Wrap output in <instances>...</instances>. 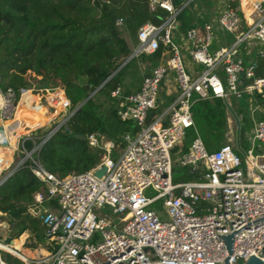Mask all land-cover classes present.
<instances>
[{
  "label": "built area",
  "instance_id": "built-area-1",
  "mask_svg": "<svg viewBox=\"0 0 264 264\" xmlns=\"http://www.w3.org/2000/svg\"><path fill=\"white\" fill-rule=\"evenodd\" d=\"M190 1L183 0L175 7L172 0H147L150 11L162 9L167 17L160 24L145 22L138 28L131 54L150 55L160 44L171 54L142 80L138 91L119 100L117 115L121 120H133L139 131L135 136H123L124 146L116 150L119 156L115 159L112 142L88 134L84 136L87 145L102 150L96 166L63 177L48 173L37 159L39 149L73 111L69 112L70 103L60 88H44L36 94L55 114L33 129L21 125L24 132L14 139L8 163L11 168L4 175L8 178L26 166L43 184L32 194L33 202L56 201L57 208L36 212L48 255L35 259V264H224L227 251L219 237L225 235L231 236L227 264H245L249 255L264 264V151L256 144H264V120L255 119L264 113V73L256 76L261 69L258 62L264 61V0L223 2L214 24L204 22L186 31L183 40L188 58L203 67L192 80L184 71L180 47L172 41L176 17ZM216 29L231 34L233 42L212 49ZM242 43H247L245 54H251L257 45L252 59L244 61L240 55ZM218 65L222 76L214 72ZM169 71L174 72L178 95L160 115L146 122L148 113L157 106L160 84ZM25 91L31 92L20 89L17 99L11 88L0 89L1 129L14 117ZM119 93L116 88L110 96L118 97ZM192 93L198 100L228 102L231 97H245L250 116L248 147L236 146L242 159L228 144L210 153L205 150L191 118ZM231 113L233 120L228 122L238 130L241 116ZM45 115L50 116L47 109ZM187 129L194 131V138L176 163L197 173L199 179L174 184L170 154L181 152L179 146ZM26 141L32 142L30 149ZM0 142L8 145L9 137L0 133ZM101 166L105 172L98 178L94 172ZM148 189L155 194L147 196ZM157 203L160 208L152 209ZM103 206L119 214L123 225L118 230L94 213ZM7 236H3L0 250L29 264L31 260L4 243ZM0 264L7 263L0 258Z\"/></svg>",
  "mask_w": 264,
  "mask_h": 264
},
{
  "label": "trees",
  "instance_id": "trees-1",
  "mask_svg": "<svg viewBox=\"0 0 264 264\" xmlns=\"http://www.w3.org/2000/svg\"><path fill=\"white\" fill-rule=\"evenodd\" d=\"M182 1L172 0L175 7ZM213 5V0H191L176 17L173 43L184 39L191 27L211 22ZM166 17L162 9L150 11L147 0H0V89L11 88L18 99L20 89L36 95L44 88H60L70 103L69 112L82 103L39 149L37 159L48 173L63 177L87 171L99 163L102 150L89 147L76 135L103 136L113 143L114 157L116 150L124 146L123 136L137 134L139 127L133 120H121L117 115L119 100L138 91L142 80L157 65L164 64L171 52L160 44L150 55L139 54L125 60L137 44L138 28L145 22L160 24ZM258 64L259 77L264 73V61ZM166 79L160 84L157 106L148 113L146 122L160 115L178 95V91L166 93ZM116 88L120 89L119 96L111 97ZM190 98L192 122L208 153L228 144V138L233 141V150L237 145L246 149L249 118L240 117L236 130L228 122L224 101L198 100L194 93ZM34 101L35 97L25 91L17 107L30 106ZM34 112L31 122L43 123L51 117L43 116V109L37 107ZM255 119L264 120V113ZM193 138L194 131L187 129L179 146L181 152ZM25 146L30 149L32 142L26 141ZM6 166L0 160V171ZM173 173L174 184L199 179L197 173L176 162L172 164ZM42 187L26 166L0 184V213L12 239L28 233L44 240V228L36 212L42 205L51 210L57 204L54 199L41 204L33 202L32 194ZM5 261L24 264L9 254Z\"/></svg>",
  "mask_w": 264,
  "mask_h": 264
},
{
  "label": "rangeland",
  "instance_id": "rangeland-1",
  "mask_svg": "<svg viewBox=\"0 0 264 264\" xmlns=\"http://www.w3.org/2000/svg\"><path fill=\"white\" fill-rule=\"evenodd\" d=\"M230 1H232V0H213L214 5H213V7L210 8V15L214 21L212 20L211 23L215 22V19L217 17V14H218L220 8L223 5V2L226 3V2H230ZM172 33L174 34V31ZM213 35H214V40H213V44H212V49H218L219 47L229 46L234 40L233 36L231 34L225 32V31L218 30V29L215 32H213ZM228 39L230 41L228 44H226ZM246 48H247V43H242L241 46L238 48L240 50V55L244 58V61H246V58L244 57V51ZM257 48H258L257 45H255L254 51L250 55V59H252L255 56ZM182 61H183V65H184V71L190 76L191 80L194 79L197 75H199L201 73L203 67L200 65H195V64L191 63L188 57H184L182 59ZM214 72L219 74L220 76H222L221 65H218L217 68L214 70ZM173 78H174V72L169 71L167 74L165 87L168 86L169 88H173L174 91H177V88H176V85L173 81ZM29 93H30V95H33L31 92H29ZM34 97H35L34 103H31L30 106H27V107L21 106L20 110H19L20 113H24V117L26 119H29L28 127L31 129L36 128V127H38L44 123V122L43 123H37L34 121L33 122L30 121V118L33 116V113H35L34 112L35 110L33 111L34 108L37 107V108L43 109V113H42L43 115H45L46 109H47V113H48L47 116L51 115V117H52L55 114V112H51V110L49 108H47V104H46L43 97L37 96V95H34ZM41 100H43V103H41ZM224 103L226 104V108H227L226 115H227V118L229 120H233L232 113L230 112L229 107L231 109H233L236 114L240 115L241 118L244 115V117L249 118V120H250L249 106L245 102H243L241 99L231 98V99H229L228 102L224 101ZM16 108H17V106H16ZM16 108H15L14 113L16 112ZM30 113L32 115H30ZM51 117H49V118H51ZM10 122L17 129L15 131V137H12L11 135L9 137V142L11 144V142H12L11 139H15L19 134H22L24 132V130L21 128V125L26 124V123L20 122L17 119L16 115L12 118V120ZM249 129H250V127H249ZM38 132H41V131H38ZM228 144L230 146L234 145L231 138H228ZM256 144L259 146L261 151H264V144L263 143H256ZM5 146H7L11 151L13 150V146H10L9 144L6 145V144H3L2 142H0V147H5ZM247 147H248V144H247L246 148ZM181 153L182 152H180V153L171 152L170 155H171V158L173 160V163L176 162V160L180 157ZM233 153L235 155H237L238 157H240L241 159L243 158V156L240 153H238L237 151L233 150ZM118 156H119V153H116L115 156L113 157V159H115ZM15 158H17V155L14 156V159ZM242 167H243V165H242ZM10 168H11V165H7L5 168H3L1 170L0 179L10 170ZM172 176L175 177L176 175L173 173ZM145 193L147 194V196H152L155 194V192L150 190V189L146 190ZM151 208L152 209L160 208L159 203H157L156 205H153ZM46 210H47V208L45 205H42L39 208V212H45ZM94 213L97 215V217L108 221L113 230H118L123 225L122 223L119 222V217H120L119 214L112 213L108 207L103 206L102 208L94 209ZM5 234H8V225L5 223L4 216L0 215V242L3 241V236ZM21 239H23L22 240V242H23L22 247H21V245L20 246L11 245L13 248L12 251L16 250L14 252L17 253V251H19V253H22V254H24V251H27V252L33 253L34 255L36 252L39 251L40 248L48 251V244L45 240L40 241V240H38V238L32 237L28 233L22 234V235L18 236L17 238H15V240H18V242ZM10 255L12 257H15L18 259V257H16L15 255H13V254H10ZM34 255L31 257L36 258V259L40 256V254L37 255L38 257H36ZM42 255H46V253L43 251ZM0 258L2 261L6 262L5 260L8 259V254L6 252L0 250ZM39 258H41V256ZM18 260H20V259H18ZM29 264H35V261L31 260L29 262Z\"/></svg>",
  "mask_w": 264,
  "mask_h": 264
},
{
  "label": "crops",
  "instance_id": "crops-1",
  "mask_svg": "<svg viewBox=\"0 0 264 264\" xmlns=\"http://www.w3.org/2000/svg\"><path fill=\"white\" fill-rule=\"evenodd\" d=\"M179 43V44H178ZM178 43H176V45H178L179 47H180V50H181V54H182V59L184 58V57H188V55H187V48H188V46H187V44L184 42V40H183V38H181L180 39V41L178 42ZM253 53V52H252ZM251 53V54H252ZM251 54H245L244 53V57L245 58H248V57H250V55ZM243 58V57H242ZM167 77V76H166ZM166 82V81H165ZM174 92H176V91H174L173 90V88H169L168 86L166 87V93L167 94H169V93H174ZM33 97H34V95H32ZM34 109H36V108H34ZM15 115H16V117H17V119H18V115H19V109L15 112ZM23 115H24V113H23ZM30 115H31V113H30ZM17 129L11 124V122H6L5 123V129H1V123H0V133H2V134H6L8 137H10V135L12 136V137H15V131H16ZM12 140V142L14 143V139H11ZM13 143H11L10 144V142H9V145L10 146H13ZM11 153H12V151L7 147V146H5V147H0V160L2 161V163H5V164H7L8 165V163L10 162V157H11ZM0 215H1V213H0ZM15 239H13V241H14ZM22 240L23 239H21V240H19V242L17 243V244H15V245H18V246H20L21 245V247H22V244H23V242H22ZM14 245V246H15ZM41 251H44L45 253H46V255H48V251L47 250H45V249H39V251L38 252H36L35 253V255L34 256H36V257H38L37 255L38 254H40V256H41V258H43V257H46V255H42L40 252ZM7 253V252H6ZM7 254H9V253H7ZM22 254V253H21ZM10 255V254H9ZM24 255V254H23ZM27 259H29V260H35L36 258H32V257H28V256H26V255H24ZM39 256V257H40ZM39 257L37 258V259H39ZM19 259V258H18ZM23 263V262H22Z\"/></svg>",
  "mask_w": 264,
  "mask_h": 264
},
{
  "label": "water",
  "instance_id": "water-1",
  "mask_svg": "<svg viewBox=\"0 0 264 264\" xmlns=\"http://www.w3.org/2000/svg\"><path fill=\"white\" fill-rule=\"evenodd\" d=\"M131 57H133V54H131V55L125 60V62L128 61ZM92 94H93V93H92ZM92 94H90L89 97H90ZM81 105H82V103H81L79 106H77V107L73 110V112L76 111ZM75 137L78 138V139H80V140H82V141L85 140V137H84L83 135H76ZM104 172H105V167H104V166H101L99 169L95 170L94 175H95L96 177L99 178V177H101V175H102ZM6 178H7V176H4V177L0 180V183H1L2 181H4ZM216 236H217V235H216ZM217 237H218V236H217ZM219 238L223 239L222 243H224L223 245H225V248H226V251H227V257L224 259V264H227V259H228V257L230 256V251H231V236H230V235H225V236H221V237H219ZM12 242H13V239H12L11 237H8V236H7V237L5 238V240H4V243H5V244H8V245H11ZM245 264H263V263H262L259 259L254 258L252 255H249V256L247 257V260H246V263H245Z\"/></svg>",
  "mask_w": 264,
  "mask_h": 264
},
{
  "label": "bare ground",
  "instance_id": "bare-ground-1",
  "mask_svg": "<svg viewBox=\"0 0 264 264\" xmlns=\"http://www.w3.org/2000/svg\"><path fill=\"white\" fill-rule=\"evenodd\" d=\"M20 107L21 106H18L17 108H16V111L19 109L20 110ZM35 109H33V111H34ZM32 115V114H31ZM14 116H15V113H14ZM12 120V119H11ZM11 120H9L8 122H10ZM18 120L20 121V122H25L26 123V125H27V127H28V125H29V119H26L25 117H24V115H23V113H20L19 112V115H18ZM18 243V240H14L13 242H12V244L11 245H15V244H17ZM12 250V249H11ZM41 254H43V251H41L40 252ZM24 254L26 255V256H28V257H31V256H33L34 254L33 253H31V252H27V251H24Z\"/></svg>",
  "mask_w": 264,
  "mask_h": 264
}]
</instances>
